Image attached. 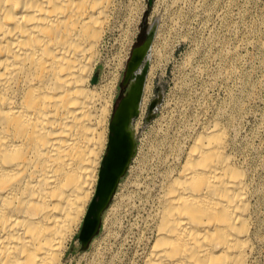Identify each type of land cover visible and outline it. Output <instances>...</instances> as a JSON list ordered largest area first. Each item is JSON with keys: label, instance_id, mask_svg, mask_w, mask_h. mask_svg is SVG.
Listing matches in <instances>:
<instances>
[{"label": "bare ground", "instance_id": "6f19581e", "mask_svg": "<svg viewBox=\"0 0 264 264\" xmlns=\"http://www.w3.org/2000/svg\"><path fill=\"white\" fill-rule=\"evenodd\" d=\"M113 2L0 0V264H62L82 219L83 227L108 153L110 100L88 80ZM151 47L152 40L145 59ZM197 129L160 159L159 195L128 264H255L264 242L262 191L233 153L227 126ZM127 131L135 144L131 124ZM123 151L105 158L101 186ZM133 184L129 202L144 198V183Z\"/></svg>", "mask_w": 264, "mask_h": 264}, {"label": "rangeland", "instance_id": "374dc122", "mask_svg": "<svg viewBox=\"0 0 264 264\" xmlns=\"http://www.w3.org/2000/svg\"><path fill=\"white\" fill-rule=\"evenodd\" d=\"M113 10L88 80L89 89L95 86L110 100L106 140L108 123L128 90L122 80L131 52L156 24L151 50L139 66L146 87L131 123L135 150L96 234L82 245V219L62 264H128L159 195L160 159L171 145L187 144L194 129L211 122L228 127L233 153L264 198V0H114ZM105 152L106 147L101 158ZM136 181L144 183V198L129 202ZM255 264H264V242Z\"/></svg>", "mask_w": 264, "mask_h": 264}, {"label": "water", "instance_id": "95a60500", "mask_svg": "<svg viewBox=\"0 0 264 264\" xmlns=\"http://www.w3.org/2000/svg\"><path fill=\"white\" fill-rule=\"evenodd\" d=\"M152 37L153 27L150 26L147 31L146 38L138 47L132 50L130 59L126 65L122 84H127L128 90L125 96L122 97L118 102L112 115V119L109 125L110 133L108 142V153L105 155L104 160L108 156V154L114 149H117L118 146L124 145V151L122 154L121 161L117 162L109 170V178L105 181L103 186H101L100 184V177L103 171L104 160L102 162L96 193L94 198L92 199L88 213L84 220V224L87 221L89 222V224L85 232H83V224V227L78 237L79 240H81L83 246H86L92 239V237L96 234L99 228L101 214L108 206L110 199L116 189V186L120 178L124 175L128 166V162L134 152L135 144L132 137H130L127 128L129 124H131L133 118L137 115H131L132 106L134 104L137 105L140 101L142 94V85L145 76V70H139V66L146 57V51L148 50ZM136 73L138 83H136L135 86H132V88H130V79L132 75Z\"/></svg>", "mask_w": 264, "mask_h": 264}]
</instances>
